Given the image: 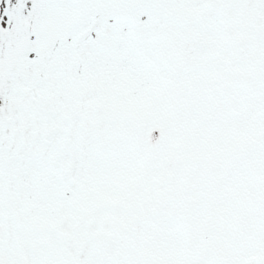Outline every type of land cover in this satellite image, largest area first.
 <instances>
[{"label": "snow or ice", "instance_id": "6c2138e0", "mask_svg": "<svg viewBox=\"0 0 264 264\" xmlns=\"http://www.w3.org/2000/svg\"><path fill=\"white\" fill-rule=\"evenodd\" d=\"M0 264H264V0H0Z\"/></svg>", "mask_w": 264, "mask_h": 264}]
</instances>
